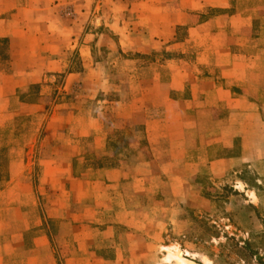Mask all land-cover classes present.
<instances>
[{
	"label": "crops",
	"instance_id": "0c3cea01",
	"mask_svg": "<svg viewBox=\"0 0 264 264\" xmlns=\"http://www.w3.org/2000/svg\"><path fill=\"white\" fill-rule=\"evenodd\" d=\"M204 1L207 7L222 10L211 20L217 34L202 37L200 24L190 27L188 38L179 42L198 39L202 48L198 91L190 90L198 103V127L211 128L198 130L195 150L210 151L212 173L234 172L238 166L264 171V0H228L225 5L221 0ZM199 4V0H0V38L9 42L4 54L8 66H0V154L18 157V162L7 159V166H0V264L144 260L141 253L147 250L145 245L153 247L150 238L158 232L156 218L153 215L146 229L138 230V213L127 205L116 207L112 193L118 190L123 195L126 189L130 195L144 194L149 175L156 173L152 167L156 161L82 173L75 163L86 156L106 155H98L106 147V116L127 127L166 124L172 132V158L156 168L161 174L173 168L197 172L198 163L184 161L189 148L185 132L197 121L184 116L183 89L166 86L168 80H159L158 74L130 82L128 95L121 97L116 77L94 65L92 48L141 54L165 48L175 41L176 28L186 24L188 11ZM62 6L70 7L75 16H63ZM223 27L228 34L221 37L218 30ZM75 57L82 66L77 71ZM164 61L166 66L171 63L169 58ZM56 77L63 79L61 85ZM32 86L38 87V98H20ZM95 104L98 112L93 111ZM24 120L28 132L21 129ZM177 157L182 159L180 166ZM185 178L169 176L162 186L186 197ZM40 197L50 205L44 211ZM47 220L60 225L55 235ZM113 228L125 238L111 235L110 248L116 254L108 260L97 254L94 243Z\"/></svg>",
	"mask_w": 264,
	"mask_h": 264
},
{
	"label": "rangeland",
	"instance_id": "374dc122",
	"mask_svg": "<svg viewBox=\"0 0 264 264\" xmlns=\"http://www.w3.org/2000/svg\"><path fill=\"white\" fill-rule=\"evenodd\" d=\"M199 1L198 9L188 11L186 24L176 28L175 41L165 48L152 50L147 54L135 51L123 53L118 48L114 50L105 47L92 48L94 65L100 67L108 75L116 77L118 85L122 86L121 97L128 95L127 86L130 82L148 80L154 74H158V79L161 81L168 80L165 83L166 86L183 89V98L186 103L184 116L190 121H197L196 125L185 132V141L189 148L184 155V161L198 163L197 172H192L194 170L192 168L186 172L182 171L183 169L173 168L170 171L165 170V174L163 172L161 174L160 170L156 168V165L169 162L172 158L170 155L172 132L170 133L166 124L156 122L150 124L148 128L141 125L127 127L119 120H110L106 116L103 119L106 147L98 155H104V153L107 155L111 152L114 156L104 155L98 159L94 156H86L84 160H78L75 165L79 166V172L82 173L84 166L85 171L93 169L88 164L92 165L94 159L101 162L105 157L109 158L107 162L112 164L111 166L119 164L134 166L136 163L148 160L156 161L152 165L155 167V176L149 175V185L144 194L133 193L130 195L126 189L123 190L124 196L118 190L115 191L117 196H115V192L112 193L116 200V207L127 205L138 213V224H135L138 230L146 229V222L153 215L156 218L155 232H158L155 237L150 238L153 240V247L145 245L148 248L142 251L144 260L139 264H175V262L166 263L163 260L166 252L162 248L171 245L177 246L183 252L184 258L193 264H264V171L238 166L234 172L226 170L222 175L217 172L212 173L208 163L211 158L210 151L206 153L202 149L195 150L198 146V130L211 128L210 124L198 127V103L192 99L190 90L198 91V71H200L198 52H201L202 48L198 47V39L190 40L189 38L187 43L183 45L181 43L188 38L190 27L195 28L200 24H202V37L217 34L216 31L214 32L215 24L211 20L222 11L207 7L204 5V0ZM220 3L225 5L228 0H221ZM62 7H64L62 9L63 16H75L70 7ZM95 22L99 24V19H96ZM218 32H223L220 36L224 37V34H228V29L226 27L219 28ZM7 46L0 56V66L3 67L8 66L4 54L9 49V42ZM168 58L171 63L166 66L167 62L164 60H168ZM72 63L74 71L82 67L80 60L76 57ZM127 74L134 77L129 80L130 77ZM56 78L58 84L61 85L63 79ZM171 91L172 94L176 93L174 90ZM37 95L38 87L32 86L24 94H21L20 98L35 100L38 98ZM108 98L111 97H107L106 100ZM161 99L162 96L158 98V100ZM80 101L81 104L85 102L84 100ZM93 107V111L98 112L97 105L95 104ZM40 114L42 117L44 113ZM218 114L216 112L214 117L216 118ZM156 119H163V117L158 116ZM219 119L221 120V117ZM20 125L23 127L21 129L29 131L28 120L22 121ZM28 135L26 134V136ZM18 142L19 140L16 143ZM26 142L27 144L31 142L30 137H27ZM86 142L90 143V140L88 139ZM22 145L23 143H21ZM0 155L1 167L7 166V159L8 162H18V157L12 154L7 157L2 153ZM181 162L182 159L177 157L178 166L181 165ZM81 164L84 166L81 167ZM88 168L90 169L87 170ZM169 176L171 178L186 176V189L189 191L188 193L184 192L186 197L171 194L168 188L162 186L163 183L168 182ZM259 180H261V184L258 182ZM238 181L245 182L247 187L243 188ZM46 206H50L49 203H46V198L41 199L40 197V208L44 211ZM47 222L48 228L55 235L60 225L57 221L47 220ZM124 230L125 228L122 233ZM120 233V229L113 228L109 234L105 237L102 236L94 243L97 254L112 260L116 253L110 248L113 245L111 244V235H121ZM122 235L120 239L125 238V236L122 238ZM58 254V258L62 261V253ZM125 256L127 257V255ZM125 256L124 258H126ZM120 263L130 262L122 260Z\"/></svg>",
	"mask_w": 264,
	"mask_h": 264
},
{
	"label": "bare ground",
	"instance_id": "6f19581e",
	"mask_svg": "<svg viewBox=\"0 0 264 264\" xmlns=\"http://www.w3.org/2000/svg\"><path fill=\"white\" fill-rule=\"evenodd\" d=\"M162 249L166 252L163 258L166 263L175 262V264H193L184 258L183 252H181L175 245L163 247Z\"/></svg>",
	"mask_w": 264,
	"mask_h": 264
},
{
	"label": "trees",
	"instance_id": "16d2710c",
	"mask_svg": "<svg viewBox=\"0 0 264 264\" xmlns=\"http://www.w3.org/2000/svg\"><path fill=\"white\" fill-rule=\"evenodd\" d=\"M7 43L8 42H7L6 39H0V56L2 55L3 51L7 49V47H8L7 46ZM108 160H109L108 157H105L104 158V161H101V162L94 159L93 164L92 165L91 164H88V165H90L93 169L100 168V167H103V166H111L112 164H109L107 162ZM83 171L86 172L85 171V166H84Z\"/></svg>",
	"mask_w": 264,
	"mask_h": 264
}]
</instances>
